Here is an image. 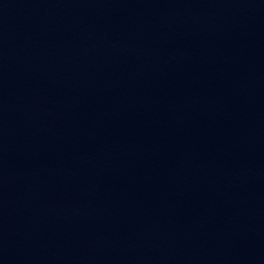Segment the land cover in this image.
<instances>
[{
  "label": "water",
  "instance_id": "water-1",
  "mask_svg": "<svg viewBox=\"0 0 264 264\" xmlns=\"http://www.w3.org/2000/svg\"><path fill=\"white\" fill-rule=\"evenodd\" d=\"M206 0H0V191L106 109Z\"/></svg>",
  "mask_w": 264,
  "mask_h": 264
}]
</instances>
